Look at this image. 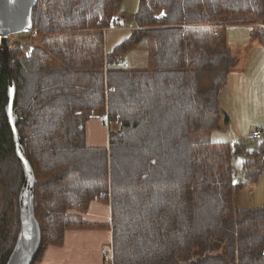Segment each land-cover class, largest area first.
Returning <instances> with one entry per match:
<instances>
[{
    "label": "trees",
    "instance_id": "obj_1",
    "mask_svg": "<svg viewBox=\"0 0 264 264\" xmlns=\"http://www.w3.org/2000/svg\"><path fill=\"white\" fill-rule=\"evenodd\" d=\"M120 9L121 0H37L39 44L24 32L9 50L16 129L36 180L32 264L70 230H110L111 264H264V207L235 208L231 179L233 156L264 167V132L251 151L208 138L230 120L219 107L236 65L226 26L262 25L264 0H140L135 28L107 53L104 30L129 20ZM143 39L154 42L151 68L119 66ZM7 93L0 56V264L16 242L23 183ZM90 117L118 127L105 146L87 145ZM94 202L109 206L108 224L83 220Z\"/></svg>",
    "mask_w": 264,
    "mask_h": 264
},
{
    "label": "rangeland",
    "instance_id": "obj_2",
    "mask_svg": "<svg viewBox=\"0 0 264 264\" xmlns=\"http://www.w3.org/2000/svg\"><path fill=\"white\" fill-rule=\"evenodd\" d=\"M139 1L121 0L120 10L125 12L124 15L129 20L120 21L119 24L104 30V49L107 53L126 39L132 29L135 28L130 18L137 12ZM248 26L252 27H231L229 33H226L229 51L231 56L235 58L236 65L230 72L231 76L228 78V82L220 91L219 107L230 120L228 125L221 122L219 128L208 133V138L213 143H227L229 146H233L237 142L242 143L251 151L256 147V143L247 138L251 131L261 129L264 132V30L258 25ZM25 32L31 35L32 40L35 39V44H39L40 37H32L36 35V30L29 28ZM17 36H3L9 50L18 44ZM26 44L29 47V52H31L33 41L28 39L20 44L23 51L27 49ZM153 44L152 40L143 39L136 48L122 57L119 66L127 63L129 69H150ZM93 121L98 122L106 134H108L109 128L110 130L118 128L114 123L110 125L109 123H102L99 117H90L86 121V124L88 122V132H90ZM231 165L232 184H240L239 192L234 196V207L238 209L264 207V167L262 162L248 158L244 165L240 156H233ZM84 249L82 248V250ZM67 250L68 248H65L62 252ZM110 251L111 246L108 243L104 247H100L99 252L103 257H100L101 263L96 258L94 262L90 263L111 264L108 256ZM53 260L47 262L79 264L74 263L71 259Z\"/></svg>",
    "mask_w": 264,
    "mask_h": 264
},
{
    "label": "water",
    "instance_id": "obj_3",
    "mask_svg": "<svg viewBox=\"0 0 264 264\" xmlns=\"http://www.w3.org/2000/svg\"><path fill=\"white\" fill-rule=\"evenodd\" d=\"M37 0H0V56L8 78V104L5 115L13 134L15 155L23 172V183L18 194L19 231L6 264H32L41 246L40 226L34 214V186L36 180L28 163L16 129L13 112L15 87L9 64V48L3 36H16L31 26L32 9Z\"/></svg>",
    "mask_w": 264,
    "mask_h": 264
},
{
    "label": "crops",
    "instance_id": "obj_4",
    "mask_svg": "<svg viewBox=\"0 0 264 264\" xmlns=\"http://www.w3.org/2000/svg\"><path fill=\"white\" fill-rule=\"evenodd\" d=\"M231 27H242V26L239 25H229L228 27L226 26V33H229V31L232 29ZM244 27H252V26H244ZM258 27H262V29L264 30V23L262 25H258ZM230 76L231 75L229 73L226 78V82H228V78ZM88 122L85 126L87 145L92 147L105 146L107 141V134L104 132L103 128L98 124V122L93 121L91 122L90 132H88ZM253 131H251V133ZM250 134L247 137L249 140H250ZM83 220L85 222L92 224H108L110 220L109 206L99 202L92 203L90 205L88 212L84 215ZM110 241H111L110 230H70L66 232V235L64 236V245L62 247L59 248L49 247L45 251L42 259V264L70 263V262H61V263L47 262V261H54L53 259H69V260L71 259L74 263L93 264L90 262H94L95 258L101 263L100 257L101 258L103 257L99 252V248L104 247V245H107V243L110 244ZM65 248H68V250L62 252V250H64ZM82 248L85 249L82 250ZM71 250H73L72 256H71ZM108 256L110 257V254Z\"/></svg>",
    "mask_w": 264,
    "mask_h": 264
},
{
    "label": "built area",
    "instance_id": "obj_5",
    "mask_svg": "<svg viewBox=\"0 0 264 264\" xmlns=\"http://www.w3.org/2000/svg\"><path fill=\"white\" fill-rule=\"evenodd\" d=\"M26 47L27 49H24V51L26 52V54L28 55L29 54V47L28 45L26 44ZM123 68L127 69L128 68V64L127 63H123ZM102 123H105L104 122V119L102 118L100 120ZM250 138L254 141H260L262 139V134L260 131H253L251 134H250Z\"/></svg>",
    "mask_w": 264,
    "mask_h": 264
}]
</instances>
